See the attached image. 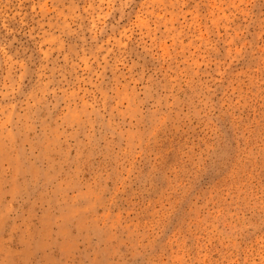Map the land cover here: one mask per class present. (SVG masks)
<instances>
[{
	"label": "rangeland",
	"instance_id": "rangeland-1",
	"mask_svg": "<svg viewBox=\"0 0 264 264\" xmlns=\"http://www.w3.org/2000/svg\"><path fill=\"white\" fill-rule=\"evenodd\" d=\"M0 264H264V0H0Z\"/></svg>",
	"mask_w": 264,
	"mask_h": 264
}]
</instances>
